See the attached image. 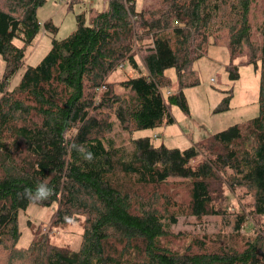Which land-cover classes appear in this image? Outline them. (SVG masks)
I'll return each mask as SVG.
<instances>
[{"label":"trees","instance_id":"obj_1","mask_svg":"<svg viewBox=\"0 0 264 264\" xmlns=\"http://www.w3.org/2000/svg\"><path fill=\"white\" fill-rule=\"evenodd\" d=\"M45 1L0 0V264H264V0H102L58 40ZM41 30L48 51L13 83ZM220 42L231 80L236 60L257 71L256 115L183 150L133 138L186 112L193 64ZM31 205L76 224V248L43 234L17 248ZM227 216L212 236L170 230Z\"/></svg>","mask_w":264,"mask_h":264},{"label":"rangeland","instance_id":"obj_2","mask_svg":"<svg viewBox=\"0 0 264 264\" xmlns=\"http://www.w3.org/2000/svg\"><path fill=\"white\" fill-rule=\"evenodd\" d=\"M46 0L43 6L36 11V18L40 24L50 20L56 27L55 39L66 38L75 29L74 15L84 12L88 7H97L102 0ZM147 4V3H145ZM257 25V24H256ZM42 29V28H41ZM251 40L258 43L257 33L251 35ZM50 36L42 30L35 37L31 47L25 50L23 66L15 74L13 83L27 66L36 65L49 49ZM242 61V59H241ZM244 62V59H243ZM230 64L226 48L222 43L209 45L204 56L193 64V85L184 87L181 92L186 106L182 112L177 106L169 109L171 124L142 130L133 133V138L147 136L154 146L162 144L168 149H186L192 145L204 143L210 136L221 132L233 125H239L257 113L258 74L251 65H241L236 60L232 64L237 66L238 78L231 80L228 77L226 66ZM2 61L0 59V74ZM174 85L172 70L165 72ZM127 77L132 73L125 72ZM121 70L113 72L109 81L117 84L122 80ZM118 87V86H117ZM115 87L118 91L119 88ZM167 89L161 90L165 97ZM173 90V87L169 89ZM227 98V103L224 100ZM115 130V129H114ZM52 208H43L31 205L17 215V227L20 237L17 248H26L34 236L49 235L51 241L57 245L76 248L79 241L80 229L76 224L65 229L50 227ZM234 220L232 217H207L202 221L192 218H179L176 224L170 227L173 233L179 231L192 232L201 236H211L219 231L227 232L231 229Z\"/></svg>","mask_w":264,"mask_h":264},{"label":"clouds","instance_id":"obj_3","mask_svg":"<svg viewBox=\"0 0 264 264\" xmlns=\"http://www.w3.org/2000/svg\"><path fill=\"white\" fill-rule=\"evenodd\" d=\"M40 192L44 193L45 195H48L50 194V189H48L46 186L44 185H40L39 186V189H38Z\"/></svg>","mask_w":264,"mask_h":264}]
</instances>
